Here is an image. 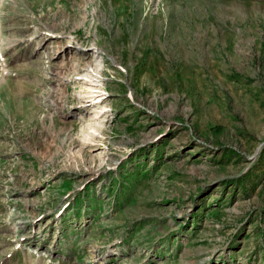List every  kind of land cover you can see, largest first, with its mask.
Masks as SVG:
<instances>
[{"label":"rangeland","instance_id":"rangeland-1","mask_svg":"<svg viewBox=\"0 0 264 264\" xmlns=\"http://www.w3.org/2000/svg\"><path fill=\"white\" fill-rule=\"evenodd\" d=\"M0 264H264V0H0Z\"/></svg>","mask_w":264,"mask_h":264}]
</instances>
